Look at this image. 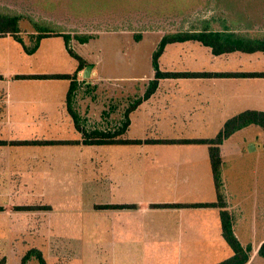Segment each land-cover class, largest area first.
I'll return each instance as SVG.
<instances>
[{"label":"crops","instance_id":"obj_1","mask_svg":"<svg viewBox=\"0 0 264 264\" xmlns=\"http://www.w3.org/2000/svg\"><path fill=\"white\" fill-rule=\"evenodd\" d=\"M228 30L237 36H256V32L251 33L252 31L244 28ZM22 44L10 36L0 37V213L10 206L8 196L11 173L39 174L37 180L40 182V188L51 175L57 174V170L95 174L98 157L101 162L98 159L97 169L101 167L98 174L102 175V179H94L89 183L90 177L87 176L89 179L85 182L87 186L92 185L103 190V202L92 204L87 209L91 214L102 215L105 224L103 228L106 231L103 236H114L110 233L114 231L113 220H119L120 230L127 232L136 230L133 222L140 217H160H155L156 221H151L144 227L138 223L137 227L141 233L136 238L140 242H130V234H118L119 237L130 240L128 242L133 244V247L138 248L135 244L142 242L145 252L159 254L152 255L148 259L149 262L143 264H182L180 255L182 256L183 252L188 254L184 264H201V260L206 258H201L198 238H206V235L200 237L201 235L192 234L191 231L196 229L198 216L204 213L207 215L209 211L217 217L216 242L226 245L220 231L219 209L152 207L157 204H199L216 200L206 145L83 144L82 135L75 129L74 120L67 110L66 95L70 83L74 82L76 90L72 95L71 108L77 116V122L86 132L96 130L95 103L91 96L94 90V71H91L88 79L83 77V70L77 72L74 79L43 78L51 75H73L77 63L68 61L62 66V60L57 57L56 52L47 54L38 50L27 54L19 48ZM63 49L66 51V46L58 47V52L64 53ZM38 53L44 54L39 56ZM173 56L175 59H172ZM178 61L183 63L182 68L175 67L178 66ZM158 63L160 70L163 66L162 71L166 72L264 73V51L232 52L216 56L211 48L194 41H186L168 44L163 49ZM105 81L108 87H118L119 92H127V85H117L125 81L111 78ZM84 86L92 89L91 94L84 92ZM142 90H138V96L141 98L138 101L128 104L126 100H113L103 106V127L98 126L97 129L104 132L114 131L128 122L125 132L118 135L119 139H211L229 118L248 110L264 112V77L160 79L156 90L145 100H142ZM161 95L167 96V99H160ZM147 121L150 129L145 132L143 126ZM138 133L140 135H137ZM36 141L73 144H17ZM226 141L220 146L221 177L227 209L234 217L235 233L240 218V213L237 212L239 207L233 203L222 175L226 163L224 157L231 152V149L225 146ZM254 150L255 147L249 152ZM112 205L130 207L99 208ZM48 207V212H52L53 206ZM191 218L196 219L190 222ZM185 220L189 223L186 222L184 226ZM158 221L162 222L159 232L151 231L150 225L159 227L158 223L156 225ZM97 228L98 223L92 225V230H98ZM191 242L195 251L191 248ZM241 245L251 246V259L253 244ZM211 252H215V249H205L206 257L211 255Z\"/></svg>","mask_w":264,"mask_h":264},{"label":"rangeland","instance_id":"obj_2","mask_svg":"<svg viewBox=\"0 0 264 264\" xmlns=\"http://www.w3.org/2000/svg\"><path fill=\"white\" fill-rule=\"evenodd\" d=\"M26 2L32 8H37L38 12L19 2L0 0V13L11 10L24 16L19 21V38L23 43L19 48L27 54L38 50L47 54L56 52L57 57L62 60V66L68 61L77 63L67 50L63 49L64 53L58 52V47L65 48L63 38L60 36L45 38L48 40L37 38L36 34L40 30L36 29L34 23L38 22L41 26L52 29L55 26L57 31L61 30L70 36L76 33L91 34L103 29L121 28L116 32H99L83 44L72 38L69 43V48L87 64L83 73L88 68H91L90 73L92 70L95 73L92 77L93 92L89 86H84V92L89 94L92 92L96 130L98 126L103 127L101 113L103 106L109 101L126 100L129 104L141 99L138 90L142 88L145 93L153 79L151 58L164 34L199 30L203 22L210 24L211 29L220 30L218 22L223 20H228L227 26L230 29L244 28L253 33L259 30L258 28H264L261 16L264 15V0H26ZM46 13H49L48 17L44 15ZM90 18L87 29L72 24ZM30 33L34 35L31 36ZM134 35H141V39L136 41ZM38 54L40 56L44 53ZM177 63L178 66L175 67H183L181 61ZM161 69L163 70V66ZM107 78L125 81L117 85H127V92H119L118 87H114L113 91L114 88L108 87L105 81ZM81 93L83 94V91ZM164 95H161L160 99L166 100L167 96ZM147 123L148 121L143 126L145 132L150 129ZM139 133L137 135H140ZM225 146L231 149V152L224 157L226 163L222 175L226 189L233 203L239 207L237 212L240 213L235 234L243 245L253 244L248 264H263L264 259L258 256V245L264 242V131L258 126L250 125L233 134ZM249 146L255 147V150L249 152ZM98 159L96 157L95 174L57 170V174L51 175L40 188L37 173L10 174L11 187L8 196L10 206L0 213V264H19L25 253L33 248L42 253L47 264H143L149 262L148 259L152 255L159 256L155 252H145L142 242L135 244L138 248L130 244L140 242L136 238L141 233L137 227L138 223L144 227L147 223L156 221V218L160 219L158 215L136 219L137 221L133 222L136 230L127 232L120 230L119 220H113L114 231L110 233L114 236H103L106 231L103 228L105 224L102 215L96 216L87 210L92 204H99L104 199L102 188L86 184L89 177V183L94 179L96 181L102 179V175L98 174L101 169V167L97 169L99 166L97 163L99 160L101 162V159ZM48 205L53 206L54 211L48 212ZM24 206H33L35 210L19 211V208ZM192 219L196 218L189 221L192 222ZM216 219V215L211 211L207 215L204 213L198 216L196 229L191 231L192 234L201 235L200 237L206 235V238H198L201 258H206L201 260V264H215L231 255L226 245L216 242L218 240L215 232ZM189 221L185 220L183 225ZM95 223L99 224L98 230H92ZM157 223L159 227L150 225L151 231L159 232L162 222L158 221L156 225ZM120 232L132 235L129 238L132 241L119 237ZM183 233L185 235L184 230ZM190 245L195 251L192 242ZM212 248L215 252L206 257L205 249ZM187 256L188 254L183 252L182 256L180 255V263L184 264ZM28 264L38 263L32 259Z\"/></svg>","mask_w":264,"mask_h":264},{"label":"trees","instance_id":"obj_3","mask_svg":"<svg viewBox=\"0 0 264 264\" xmlns=\"http://www.w3.org/2000/svg\"><path fill=\"white\" fill-rule=\"evenodd\" d=\"M10 2H19L25 7H31L27 4L26 0H10ZM38 12L37 8H32ZM7 10V9H5ZM40 11V10H39ZM27 12V11H25ZM28 13V12H27ZM41 13V12H40ZM39 13V14H40ZM264 13V11H263ZM30 14V13H29ZM48 17L49 13L44 14ZM264 21V15H261ZM23 15L14 11H6L0 13V37L10 36L17 42L22 43L19 38V21L23 19ZM42 17V15H41ZM40 17V18H41ZM43 18V17H42ZM46 18V17H45ZM42 21H46L40 19ZM90 19L78 20L72 24L81 25L83 29L89 27ZM32 21H34L32 19ZM51 21V20H49ZM35 22V21H34ZM55 22V21H53ZM222 31L211 29L210 24L203 22V26L199 30H184L174 33L164 34L161 37L158 48L153 53L151 58V64L153 68V79L149 82L142 100L148 99L157 88L158 80L160 79H192V78H230V77H264V73H211V72H166L159 68V57L163 52V49L168 44L182 43L186 41H194L202 46L209 47L214 55L227 54L232 52H242V53H255L264 51V28H258L255 37L247 36H237L231 33L227 26L228 20H223L218 22ZM40 25V26H39ZM36 29L40 30L37 32V38H47L51 36H60L63 38L67 52L73 57L77 62L76 71L73 75H51L43 76V78L52 79H74L77 72L82 71L87 65L86 62L76 55L70 48L69 43L72 39L78 41V43L83 44L87 42L90 38L97 35L99 32H116L120 27L113 30H102L94 33H76L73 36L63 33L61 30L57 31L55 26L52 28L43 27L41 23H34ZM103 28V27H102ZM136 41L141 39V35L133 36ZM42 78V77H41ZM76 90V84L74 82L70 83L67 95H66V107L68 112L71 114L75 129L81 133V142L85 145H105V144H139V143H163V144H202L206 145L208 148V157L210 162V168L212 173V180L214 184V190L216 194V200L210 203H199V204H157L152 205L155 208H217L219 209V220H220V231L221 236L231 251V256L227 259L218 262L216 264H247L250 260L251 246H242L238 238L234 233V217L233 214L227 209L224 185L221 177V167L222 159L220 156V146L224 141L231 137L234 133L250 126L255 125L264 131V112L259 111H244L239 113L228 120L222 125L221 129L217 134L211 139H195V140H122L118 138V135H122L128 125L125 122L121 128L116 131H102L94 130L86 132L80 127L77 122V116L71 108L72 95ZM129 111V109H128ZM14 143V142H13ZM73 144V142H17V144ZM130 206L125 205H112V206H99V208H110V209H121L129 208ZM46 208V207H45ZM44 208V209H45ZM47 209V208H46ZM35 208L33 206L20 207L19 211H33ZM0 211L2 208L0 207ZM258 256L264 259V242L259 246ZM36 260L38 264H47L42 253L38 249H30L25 253V255L20 259L19 264H28L30 260Z\"/></svg>","mask_w":264,"mask_h":264},{"label":"water","instance_id":"obj_4","mask_svg":"<svg viewBox=\"0 0 264 264\" xmlns=\"http://www.w3.org/2000/svg\"><path fill=\"white\" fill-rule=\"evenodd\" d=\"M90 70H91V68H88L87 70L84 71V73H83V77L84 78H87V77L90 76ZM252 149H254V147L253 146H249L248 150L251 151Z\"/></svg>","mask_w":264,"mask_h":264}]
</instances>
